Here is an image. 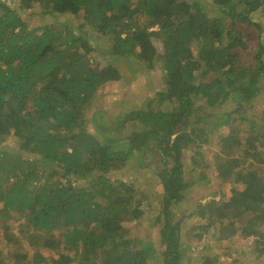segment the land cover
<instances>
[{
	"label": "trees",
	"instance_id": "1",
	"mask_svg": "<svg viewBox=\"0 0 264 264\" xmlns=\"http://www.w3.org/2000/svg\"><path fill=\"white\" fill-rule=\"evenodd\" d=\"M263 2L0 0V264H150L155 235L162 264H264ZM139 73L148 102L89 125Z\"/></svg>",
	"mask_w": 264,
	"mask_h": 264
},
{
	"label": "rangeland",
	"instance_id": "2",
	"mask_svg": "<svg viewBox=\"0 0 264 264\" xmlns=\"http://www.w3.org/2000/svg\"><path fill=\"white\" fill-rule=\"evenodd\" d=\"M9 3V2H7ZM12 4H17V2L12 3ZM21 4V3H20ZM263 8H264V2H263ZM64 21H67L65 19H63ZM261 20H264V18H262ZM68 22V21H67ZM69 26H71V23H68ZM139 79L138 82H133V83H129L126 82L125 84L122 85H113L111 87V89H101L98 96L88 104V111L86 113V119L89 123V125L91 126H103V118L110 116L113 117V113L112 110L117 113L118 109L120 108V102L123 100H127L128 98H131L132 95L136 96V98L134 100H132L129 105L134 106V105H138V107H143V103L146 104L148 102V98H146V94L150 93L147 90H145V86L146 83L148 84L149 82H151V79L149 76L144 75L139 73ZM134 81V80H133ZM157 85V84H156ZM155 85V87L153 88V91H158L157 86ZM126 87L127 89H122L121 87ZM260 99L264 101V94H262L260 96ZM161 103H159L158 101L155 102V108L160 107L161 110H163L164 112H168L169 110V106L168 104L163 105L162 107L160 106ZM127 105V104H125ZM130 106V107H131ZM88 125V131L93 133L91 127H89ZM132 131V132H131ZM127 134V137L132 138V144L135 146V148L144 149V145L140 144L138 142V138H134L133 136L135 135V131L132 128V125L129 124V127L127 128V130L125 131ZM218 141V136L214 137L212 139V145H210V147L208 148L207 152H206V158L207 161L209 163H211L216 157V153H217V148H216V143ZM127 160L128 159H134V161L136 160L135 157L132 156H126ZM129 160V161H130ZM155 170L154 167L152 170H150L149 173L146 174H142L140 170H137V175L140 177V179L145 180L147 182V184L155 187L153 185V180H151V176L154 175H150V174H154ZM209 177H211V175H208ZM137 177V176H135ZM71 181H73V183L75 184V182L77 181L76 178L71 177ZM86 180H83V182H85ZM78 182V181H77ZM216 181L214 179H210V182L208 184V189H207V193H216ZM155 190V188H154ZM152 194V193H151ZM161 194V193H158ZM174 198H176V195L173 196ZM154 198V197H153ZM157 199V203L160 204L161 203V199L162 196L159 195V197L155 198ZM208 201H210V198H208L206 201L204 202H200L197 204L195 212H194V216L191 217L186 224H188L189 226V230H194L195 228L199 227L200 225H204L205 224V216L203 213V207L204 204L208 203ZM212 202H215V200H213ZM182 203H184V200H180L179 204L181 205ZM149 231L144 230L143 234V238L145 239L148 235ZM156 233V232H155ZM136 236V235H135ZM198 236H201L198 238ZM214 237L213 233L210 230H206L204 227V230L202 231H197V237L194 239V247L195 248H200L204 241L203 240H207L208 242H211L212 238ZM137 238V236H136ZM155 243L153 244V253H151L149 255L150 258V264H162V256H161V244L160 241L158 239V235H155L154 238ZM237 243V242H236ZM252 246L253 243H250ZM230 255L223 257V261L227 264H229L230 262Z\"/></svg>",
	"mask_w": 264,
	"mask_h": 264
}]
</instances>
